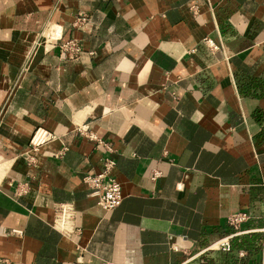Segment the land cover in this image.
I'll return each mask as SVG.
<instances>
[{
	"label": "crops",
	"instance_id": "crops-1",
	"mask_svg": "<svg viewBox=\"0 0 264 264\" xmlns=\"http://www.w3.org/2000/svg\"><path fill=\"white\" fill-rule=\"evenodd\" d=\"M104 157L108 210L83 180ZM101 259L264 264V0H0V264Z\"/></svg>",
	"mask_w": 264,
	"mask_h": 264
},
{
	"label": "built area",
	"instance_id": "built-area-1",
	"mask_svg": "<svg viewBox=\"0 0 264 264\" xmlns=\"http://www.w3.org/2000/svg\"><path fill=\"white\" fill-rule=\"evenodd\" d=\"M84 19V14L79 15L75 21H82ZM51 30L54 34L49 35L50 39H57L60 35V30L57 32V27H52ZM204 45L209 49L213 50L217 48V44L209 36L202 38ZM59 55L65 58H74L76 57L79 46L72 39H65L58 44ZM84 128V127H83ZM82 128V129H83ZM48 138V133L41 127H36L33 131L29 143L33 148L38 144L43 142ZM113 165V160L107 157H104L100 161L98 169L92 173H85L83 175L84 182L89 186L90 194L96 197L97 203L104 209L108 210L120 201V187L119 183L113 179L108 173L109 169ZM158 174L157 170H154L152 176ZM246 217V213L237 210L226 216V222L233 227L243 220ZM73 209L70 202L67 201H58L56 204L55 212L52 217V224L54 227L59 229L64 233H69L74 231L73 225ZM208 246L220 247L221 249H227L228 244L226 236L219 237L213 240ZM242 252L238 251V255H241ZM97 264H120L110 260L101 259Z\"/></svg>",
	"mask_w": 264,
	"mask_h": 264
},
{
	"label": "trees",
	"instance_id": "trees-1",
	"mask_svg": "<svg viewBox=\"0 0 264 264\" xmlns=\"http://www.w3.org/2000/svg\"><path fill=\"white\" fill-rule=\"evenodd\" d=\"M255 232L247 234L242 233L238 235H232L228 239V246L229 249L231 248H245L247 251H249L251 248L255 246V240L258 238H255ZM252 237V238H251ZM254 237V238H253Z\"/></svg>",
	"mask_w": 264,
	"mask_h": 264
},
{
	"label": "bare ground",
	"instance_id": "bare-ground-1",
	"mask_svg": "<svg viewBox=\"0 0 264 264\" xmlns=\"http://www.w3.org/2000/svg\"><path fill=\"white\" fill-rule=\"evenodd\" d=\"M57 31H58V29H57Z\"/></svg>",
	"mask_w": 264,
	"mask_h": 264
}]
</instances>
